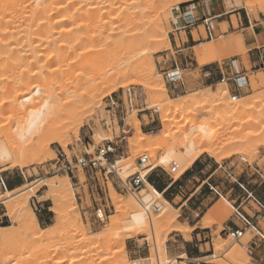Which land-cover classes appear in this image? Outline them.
<instances>
[{"label": "rangeland", "instance_id": "rangeland-1", "mask_svg": "<svg viewBox=\"0 0 264 264\" xmlns=\"http://www.w3.org/2000/svg\"><path fill=\"white\" fill-rule=\"evenodd\" d=\"M46 1L48 2V4H45V6H42V4L40 6V4H38L35 0L34 1L13 0L14 4L12 0L11 1L7 0L4 3V5L5 4L6 5L5 6L3 5V7L5 8L2 7L3 8L2 11L4 12L1 15L2 16L1 19L2 20L5 19V21L4 20H3L4 22L1 21L3 31L2 33H0L1 34L0 40L2 41V45H0V48H2L0 49V53H1L0 70L2 69L0 71V75H1L0 80H2L0 81L1 84L8 80L9 81L12 80L11 78L21 79V76L22 79L25 78V80H27L32 76H33L32 78L35 79V77L41 73L40 77L38 76L37 78H42V76L43 78L53 77V79L54 77L57 78L58 76L59 77L61 76L63 78H69L70 80L72 78L75 80V81L71 80L73 85L74 82L75 84L82 83L81 81L84 82L85 79L89 78L90 76L91 77H93L94 75H95L94 77H96V75L98 76V74L101 73L105 68L106 64L104 63V59H105L104 55L106 54V52L108 53V51H110L108 47H106V45H103V47H99L101 48L99 49L98 46L94 47L93 44H90L88 45L89 47L86 46L83 49L84 53L82 51H81L82 53L80 52V55L83 54L84 56V54H86L89 51L88 52L89 54L87 53L85 55V56L88 55L86 58L85 56L84 57L82 56L83 58L81 59L80 58L81 56L79 55L78 57L73 59L74 61L68 60L62 62L56 61L57 60L56 58L55 60L51 59L50 52L53 49L51 50V48H48L47 45H44L43 46L44 48L42 47V49L44 50L38 49L37 52V50L35 49V51H33L34 53H32V55H34V59L33 58L30 59L29 55L31 54L26 52L27 49L29 48L28 47L29 43H32L33 41H38L39 39L46 41L50 39L49 37H51L46 32V26L50 21L49 18H51V20H54L57 16L62 15V13L64 14V12L65 15L69 14V16L70 15L73 16L76 12L79 13L81 11L79 13L80 17L76 15L77 13L73 16V19H75L73 24L75 25L76 28H80V29L82 28V30L78 29L80 33L85 30L83 32L84 34L87 33L91 35L92 34L91 32L93 31V34L91 36L96 37L98 33L95 32H97V30H100L101 25H103V24L98 25L99 22L101 20L102 22L104 20H107L108 14L106 13V11L109 13V11L106 8H104L105 10L103 9L104 6L103 4L100 3V0H97V2L96 1L89 2L90 5L87 6L90 7L87 8H86V4L88 2L85 3L83 0L80 1L77 0V2L76 0L75 2L74 0H44V2ZM78 2L80 3L78 4ZM98 2L103 7L100 6V8H98L99 7ZM92 3H96L98 4V6ZM192 4H196L195 13L197 14V18L199 20V28L194 29L192 32L193 39L189 31L185 33L184 30L181 31L178 30L179 28L182 27L183 24H182V18H180L179 15H176L178 14V12L176 11L177 7L179 6L188 7L189 5ZM39 7L40 9L43 8L45 12L43 13L40 12L38 9ZM74 8L76 10H74ZM246 8L247 7L245 0H192L189 2L172 4L171 8L169 7L167 9L166 14H167V18L169 19L165 20L166 17H164L163 23L161 24V26L163 25L162 26L163 31H165L164 32L165 37L161 39L162 41L159 42L157 41L152 45L145 44L144 46V44L142 45L141 43L139 45L140 47H138L139 50L138 52L150 55L155 70V76L153 80L155 83L162 81L165 84V89H166L165 93L170 99H172V101H176L178 97L180 98V97L188 96V94L191 95L193 93H197L198 91L200 92L202 91V93L207 94L208 89H212L214 93H217L222 90L221 88H223L222 90L223 92H225L226 90H227L226 92H228L227 93L228 96L226 95L227 100L229 99L228 101L231 104L235 105L242 101L244 102L249 101L254 96L264 92V71L253 73L254 71L253 62L256 59L255 58L256 55L254 56L251 53V50L255 48V45L248 44V38H250L251 36V30L243 31V26H241V22H243V20L246 17L251 18L253 23H264V9L260 8L257 5L252 9L251 12V9L247 8L248 9L247 10ZM86 9H89L90 11ZM34 11L37 12L35 13ZM98 11L103 13V15H101V13H99ZM40 13L43 15H41ZM169 14H171L172 17ZM99 17H101V20H99L100 19ZM205 19L210 20L209 23L212 25L215 31L216 37L213 40L208 38V35L206 33V28L204 23ZM86 20L87 22L89 20L88 22L89 25H85L87 24ZM10 22L14 26L12 30H9L7 27L9 26L8 23ZM46 22L47 24H45ZM43 23L45 26H43ZM94 23L97 24L98 26L97 25L95 26ZM4 24L6 27L3 26ZM40 24L42 27L45 28V30L40 26ZM82 24L85 27L84 29ZM35 25H37V28L35 27ZM93 26H95L98 29H96ZM23 27H25L27 31ZM22 29L24 30L22 31ZM93 29L95 30V32ZM17 30L19 31V33L20 32L21 33L19 34ZM35 30L36 31L38 30L39 32L38 31L36 32ZM13 31L14 32L16 31L17 34H15L16 32L14 33ZM24 31H26L27 33H24ZM36 33L39 34L36 35ZM26 34L29 37H27ZM13 36H16V38ZM239 37L244 38L242 42L243 44L239 43V41L236 40V38ZM2 38L5 39L2 40ZM29 38L30 40L28 41ZM164 39L169 41L170 47H167L168 42L165 41ZM23 40L26 42H24ZM7 44L9 45V47ZM239 44H241V46ZM21 45L25 47L27 46L28 48L26 47L27 48L26 49L23 47L24 48L23 50ZM2 46L6 47V49L4 48V50H6L5 52ZM21 48L23 52L21 51ZM92 48H94L92 51L95 50L96 54L91 51ZM8 49L10 50L12 49L11 50L12 53ZM98 49L100 50V52ZM13 51L17 52V55ZM20 51L23 53V56L28 55L29 57L28 60L26 58L27 56L23 57ZM6 54L9 55V57ZM39 54L40 56L43 57V58L39 57V59L41 60H37V58H35V56H38ZM95 55H98L97 58ZM21 56L23 57L24 60L21 58ZM3 57L6 62H4ZM5 57L8 58L5 59ZM15 58L16 60L14 61ZM25 58L27 62L29 61L28 63L27 62L23 63L25 61ZM49 58L50 61H48ZM7 60L9 61V63L11 62V64H9ZM33 61L35 62L36 65L33 64ZM69 61H71L72 63ZM14 62L16 64H14ZM51 62L53 64H51ZM175 62L179 64V67L183 74L184 81L183 84H177L171 86L166 83V78L164 73L172 70L175 65ZM53 65L54 67L56 66V68L58 69L57 71L53 67ZM30 66L32 67L31 69L33 70L30 69ZM50 66L51 68H49ZM234 67H236L238 71L240 70V68H244L250 74V86L242 90L241 99L238 102H232L231 100V97L234 94V90L231 89V86L229 85L227 86L226 84H225L226 86L224 84L221 85V77H222L221 72L223 73L224 76H229L228 73L232 74L230 68H234ZM24 68L27 69L24 70ZM208 68L209 69L212 68V70H210L211 71L210 74H206ZM28 69L29 71L31 70V72L27 73L26 70ZM43 69L45 70L48 69V71L50 69L51 72L48 71L45 72V70ZM59 72H61L62 74ZM66 72L67 74L65 75ZM23 73H25L26 76L28 74V77L25 76L23 78L24 75ZM30 74L31 76L29 77ZM4 77L5 80L3 81ZM6 78L9 79L6 80ZM139 78L140 77L138 76H131L126 80V83L128 82L127 84L124 83L122 85L117 86L114 89L111 86L105 87L104 90H102L95 98V102H93L92 104L94 108H92L91 106V109L90 108L88 110L86 109L85 112L82 111L83 113L81 112L79 116H76L78 117L77 122H73L76 124V126L75 128L73 127L75 124H73L72 126L75 130H73L72 128V130H70L68 133L69 135L66 134L65 136L66 140H68L66 146L63 145L62 143L60 144L59 142H55L53 140L54 136L52 134L47 136V139H45L44 145L47 144L45 145V147L43 146L41 147L38 145L39 148L35 146L34 148L32 144L34 142L20 143L19 140L17 139V136L16 135L13 136L14 133L16 134V130H14L16 128L15 124L17 126L18 125L17 123L19 122V120H21V118H19L18 113L11 112L10 109H7L8 113L0 112L1 113L0 141L4 140L7 144V148L10 151L15 149L16 150L22 149L24 151L26 150V152L28 153V156L26 155L25 158L27 164H24L23 166H16V165L14 166L13 161L0 163V177H3L4 180L6 181L5 176H7L8 180L14 182V187L10 191L25 189L26 192H24L23 196L32 194V192L28 189H30V187L32 186L36 187L35 189L36 192L34 195L31 196L28 204L29 207L32 209V211L35 213L40 226L46 232L49 231L50 227L55 226L56 224V218H55L56 213L54 211L56 209L55 207L56 193L52 189L54 185L51 182H56V181L58 182L59 180L62 181L66 177L67 179H69L70 182L69 186L71 189V193L77 205V215L82 220L85 232L87 236L90 237V239L103 241L106 238H109L111 233L115 229V232L116 231L118 232L116 233V235L120 233L119 236L122 239L125 238V242H126L125 246L127 248V256L125 257V260L127 261V264H132V262L135 260L137 261L139 260L140 261L139 264H159L157 260V253H155L156 247L154 246L156 245L154 243L155 242V239L153 238L154 236L153 234L148 236L149 235L148 232L150 231L151 233L152 232L151 230L147 232L148 235H146V233L140 235L132 234L133 235L132 237H129L126 232L127 227L125 226L126 225L125 223L127 220L126 218H129L128 216L129 214H127L129 207L125 205L128 204V201L130 199L142 200L145 196L143 193L135 197L125 191H122L118 187L119 185L117 179L112 176L106 178L104 174H100V173L98 174L95 173L91 175L87 171H83L81 168H79L78 171L74 170L73 175L72 174L67 175L66 173L60 171V169L62 168L61 166L66 164L68 160L73 161V163L75 164L77 157H81L84 155L87 156L85 153L86 150L84 146L87 143L91 145L90 151L94 153L96 149L94 150L93 147L97 148L98 146L103 145L105 138H108L109 140H114L115 143L119 142L118 136L121 134V131L117 125V122L115 121L113 124V128H110V126L112 127L111 119L113 114L112 109H114V107L110 103L109 98L110 96H114L115 94L121 93L124 89L134 88V91L136 92V98L134 100V109L141 110L143 108L144 109L148 108L150 111L149 112L138 111L136 113L133 112L132 114H131V110L129 111V113L133 116L130 115L128 116L130 120L129 119L127 120L128 123L126 127L128 131L126 135L127 140L123 141V144L121 146V152L117 158L118 160H122V161L125 160V162L123 161L119 165L123 164L122 166H124L125 164V166H127L130 170L132 171L135 170L133 171V173L140 172L139 159L144 155H148L149 163L158 167L161 178L164 179L169 178L167 177L166 173H164L163 169L169 172L174 179L180 178V176L184 172L183 169L178 170L177 172L172 174V169L161 166L159 164L158 159L159 157H161V155L165 153L166 150L165 148H160L158 150H154V149L142 150L139 147H134L131 143V141L137 137V125H139L141 131L146 134H152V135L163 134L164 131V124L162 122V113L156 109V107L159 106V104L157 101L156 102L154 101L153 103L152 101L153 99H149L151 98L149 91L144 88L143 83L141 84L142 80ZM70 80H68V82ZM75 84L74 86L77 85ZM218 86H220L221 88L220 87L218 88ZM217 89L220 91H218ZM60 94L61 93H59L58 95ZM75 95L79 97L78 96L79 93L78 95L77 94ZM75 95L69 97V99L72 100L71 102L68 99L67 102L69 104L66 101H63L67 103L66 107H64L61 111H59L60 112L59 118L60 117L62 118L59 119L61 121V123L59 121L60 123L59 126L61 127L58 126L59 127L58 129L61 132L64 128L62 133H64L65 131V124L66 125L68 124L67 127L69 126V123L66 122H71L72 118L73 120L76 119V117H74L73 115L74 114L73 108L76 105L73 103V100L75 101L76 98ZM150 100L152 101V103H150L151 102ZM119 108L120 109L124 108V104L122 102H120ZM222 111H223V107L215 103V104H209L208 106L206 105L204 108L202 109L200 108L195 112L189 114L186 113L183 116H179V119H182V121L179 122L177 126L171 128L172 137L169 140L168 144L170 146H173L177 142V140L181 138V132H180L182 131L181 129L185 130L189 128L191 125L200 124V122L201 123L210 122L211 124H213L217 129V134H219V136L222 137L223 136L222 126L224 124L221 120V115L223 113ZM76 127H78V134L75 133V131L77 130ZM234 129L235 128L233 127L228 129L226 131L227 135H225L226 138L223 137L225 139L221 140V142L219 143L221 146V147L219 146L220 148L218 147L217 149L218 155L221 153L219 155L220 157L218 156L219 158L217 156H212L210 154L202 155L208 161L214 163V170H212L210 173H207L205 180H207L208 177L213 173L215 174L209 180H207L203 189H201L200 193L195 195L193 199L188 203V205L181 211L176 210L179 204H182L180 200L177 201L178 205L175 204L174 207L168 205V208H170V210H169V215L165 217V220L167 221L176 218L174 224L172 223V226L170 225L171 228L166 221L164 222L162 221V223H160L161 214L158 215V213L151 211V215L154 218L153 220H155L156 223L155 226H157L155 227V232L156 235L158 236V241L160 240L159 241L160 243L165 244L166 255L170 259L174 257H178L180 255V252L182 250L184 251V249L186 248L185 245H182L181 240H191L190 236L193 234L194 231L192 225H195L198 231H202L205 233V239L204 237H202L201 240L198 242L199 245L198 250L201 251V258L198 261H191L190 258L177 259L179 264H198V263L237 264V262L238 264L240 263L244 264L245 262L247 264H264V261L258 262L256 259L250 256L248 252V247L250 245V242L256 235L255 232L249 231L246 233L244 237H242L239 240L233 239L228 234V232L230 231L229 228L232 227V222L241 224L239 218L235 214L236 212L233 206L236 207L238 204H241L242 202L245 203L244 205L250 202L251 203L250 205L254 206L252 199L250 200L248 199V194L246 193L245 190L251 192L254 188L258 187L259 185H261L260 188L264 187V131H261L260 129L256 130L257 129L256 125L251 128H246L239 131L238 130L236 131ZM252 132H253V136H252ZM36 141H38V138L35 139V143L37 144ZM222 146L224 147V149ZM61 154L64 155V158L60 156ZM65 159H66L65 161L66 163L64 162ZM225 168L227 169V171H224ZM216 170L217 172H215ZM52 179L53 180L55 179L56 181L55 180L52 181ZM210 186L216 188L223 197L213 195V196H209V198L206 197L202 198L204 190H209ZM235 186L239 187L240 192L237 189H234V191L230 192L232 187ZM54 188L56 190L55 186ZM147 189H149V187ZM112 190H114L115 193L117 194L116 195L118 197L117 201L120 200L121 204L124 205V208L127 207V211H126L127 215L122 212L125 211L126 209H122V211L118 209L117 207L118 204L115 202L116 200L113 199V196L115 195L112 194L114 193V191ZM5 192L6 189L0 187V199H2L4 196L6 197ZM253 196L256 199L260 200L261 202H264V190H262L260 193L259 192L254 193ZM53 197L55 198V200ZM236 199L237 201L233 202V200ZM155 200H157V202L163 205L161 199H155ZM13 201L15 200H9L8 203L11 204V202ZM218 203L221 204V211H219L218 214H213V209ZM7 206L8 204H5L4 202L0 201V226L1 227L13 226L11 231L15 233L10 238V241L6 242L7 244H5V247L2 248V244L0 242V264H6L7 262H8L7 264H58L56 262L59 261V257L67 254H69V256L67 255L69 262L74 258L75 260L77 259L76 261L78 264H85L86 261H84V257H85L86 249L81 248L83 246L80 244L78 245V243L76 242L77 240L73 236L74 233L71 232L72 228L70 226H72L71 225L72 222L71 221L69 222V219H66L65 223H63V225H61V227L54 234L47 237L45 240L44 239L42 240L41 238L37 239L32 234L25 233L24 231L20 230L21 224L16 219L18 216H22V215H24L22 217H28L30 215V212H28L29 210L26 208L24 210L20 209L18 213H20L21 210L23 211L19 215H16L17 214L15 211L16 209L14 208L11 210V207H7ZM68 206L69 205L66 206V204H64L63 207L61 208V214L64 215L65 218H68L67 215L70 214L69 213L70 211H68L70 208ZM101 209L105 213V217H106L104 222H101L98 219V211ZM245 210L248 212L247 208H245ZM156 220L159 221L157 222ZM115 222L117 223L118 226L117 225L113 226V223ZM189 223L191 224V226ZM111 227H112V231L110 229ZM260 227L264 231V223H262ZM1 233L4 234L5 232L3 233L0 230V235ZM187 233L188 235L186 236ZM176 234H178L181 237H175L176 240L173 239L171 240V237H174ZM33 238H35V240ZM228 244L229 247L231 248H227ZM122 245L123 244L120 242L119 244H116V247L119 248L120 246L121 248ZM215 247L219 249L221 248V250L217 251ZM229 249L232 251V253ZM82 252L84 253L82 254ZM57 253H59V255ZM232 254L233 255L236 254L237 257L233 256ZM146 258L147 259L152 258L153 260L152 259H151L152 261L144 260ZM68 260L63 264H68ZM160 264H165V262L163 263L162 256L160 257Z\"/></svg>", "mask_w": 264, "mask_h": 264}, {"label": "bare ground", "instance_id": "bare-ground-1", "mask_svg": "<svg viewBox=\"0 0 264 264\" xmlns=\"http://www.w3.org/2000/svg\"><path fill=\"white\" fill-rule=\"evenodd\" d=\"M6 1L7 0H0V33H2V31H3L1 21L2 22L5 21V19H3L4 21L1 19V17H2L1 15L4 12V11H2V9L5 8V7H3V5ZM35 1L38 4H40V6H41V4H42V6H45V4H48V2L47 1L44 2V0H35ZM78 1H80V0H78ZM83 1L85 3L88 2L86 4V8L90 7V6H87V5H90L89 2H91V1L97 2V0H83ZM83 1H81V2H83ZM189 1H192V0H100V3L103 4L104 7L102 5H100L98 2V4H99L98 8H100V6H102L103 9L106 8L109 11V13L106 11V13L108 14L107 20H104L103 22L101 20V17H99L100 18L99 20H101V21L99 22L98 25H100V24H103V25H101V28L99 27L100 30H97V32H95V30L93 29L95 33H98L96 35V37L91 36L93 34V31L91 32L92 33L91 35L87 34L86 32H85L86 34H84L83 32L85 30L81 33L78 31V29H80V28H76L75 25L73 24V22L75 20V19H73V16L77 12L75 13L73 11L75 13L73 16H71V15L69 16V14L65 15V12H64V14L62 13V15L57 16L56 18L53 17V18H55L54 20H51V18H49L50 19L49 23L48 24H47V22L45 23V24H47L46 32L49 36H51V37H49L50 38L49 40L45 41V40L39 39L38 41H33L32 43H29V45H28L29 48L26 46L28 49L25 46L21 45L22 48L24 47L27 49V51H26L27 53L31 54V55H29L30 59L31 58L34 59V55H32V53H34L33 51H35V49L37 50V52H38V49L44 50V49H42V47L44 45H47L48 48H51V50L53 49L50 52V55H51L50 58L53 60H55V58H56L57 59L56 61H60V62L75 59L76 57H78L80 55V52L81 51L83 52V49L86 46L89 47L88 45H90V44H93L94 47L98 46V48L103 47V45H106V47H108V49L110 50V51H108V53L106 52V54L104 55V57H105L104 63L106 64V66L103 69V71L98 74V76L97 75H96V77H94L95 75L93 77L90 76L89 78L85 79L84 82L81 81L82 83H78V84L76 83L77 85L75 84V82L72 85V81H75L74 79L71 78V80H72L71 81L69 78H63L61 76L60 77L58 76L57 78L54 77V79H53V77L52 78H48V77L43 78V76H42V78H37L38 76L40 77L41 73L38 76H36L35 79L32 78L33 76L30 77L32 74L31 73L29 75L30 78H28V79L26 78L27 80H25L24 77L26 75H25V73H23L24 79H22V76L20 75L21 79L11 78L12 80H10V81L8 80L2 84L0 83V112L5 113V112H7V109H10L11 112H17L19 115V118H21V120H19V122L17 123L18 125L16 126V124H15L16 128L15 129L13 128L14 130H16V134L14 133V135L13 134L12 135L13 136L16 135L17 139L19 140L20 143L21 142L22 143L34 142V143H32L33 147L34 146L38 147V145L41 147L42 146L45 147V145H47V144L44 145L45 139H47V136L52 134L54 136L53 140L55 142H59L60 144L62 143L63 145L66 146L68 140H66L65 136H66V134L69 133L70 130H72L73 127L75 128L76 124L73 122H77L78 117H76V116H79V114L82 111L85 112L86 109L87 110L89 108L91 109L93 102H95V98L97 97V95L102 90H104L105 87L111 86L114 89L117 86L126 83V80L128 78H130L131 76L140 77L139 79L142 80L141 84L143 83L144 88L149 91V94L151 96V98H149V99H153L152 100L153 103H154V101L158 102L159 106H157V107L155 106V107L157 110H159L162 113V122L164 124L163 134H154V135L143 133L141 131L139 125H137V137L134 140H132L131 143L134 147H139L142 150H150V149L158 150L160 148H165L166 149L165 153L163 155H161V157H159L158 162L161 166L172 169V172H174V173L177 172L178 170H182V169L185 172L203 154H210L212 156L218 157L221 154L220 153L218 155V152H217V149L220 146L219 143L221 142V140L226 138L225 137V135H227L226 131L232 127L235 128L234 130L239 131V130H243L246 128H251V127L256 125V128H257L256 130L260 129L261 131H264V92L254 96L249 101H246V102L242 101V102L234 105V104H231L228 101L229 99L227 100V98H226L228 96V94H227L228 92H226L227 90L225 91V89H224L225 92H223L222 91L223 88L218 86V88L220 87L222 90L221 91L218 89L217 90L220 92H223V93H220V92L214 93V91L212 89H208L207 94L202 93V91L201 92L198 91L197 93H193L191 95L188 94V96H184V97H180V98L178 97L179 99L177 98L176 101H172V99H170L165 93L166 92L165 84L162 81H160L158 83L154 82L153 79L155 76V70H154V66L152 63V59L150 58L149 54H143V53L138 52L139 51L138 47H140L139 45L141 43H142V45L144 44V46H145V44L152 45L153 43H156L157 41L158 42L162 41L161 39H163L165 37L164 36L165 31H163V27H162L163 25L161 26V24L163 23L164 17H166L165 20L169 19V18H167V14H166L167 9L169 7L171 8L172 4L181 3V2H189ZM12 2H13V0H12ZM74 2H75V0H74ZM76 2H77V0H76ZM245 2H246V7L251 9V12H252V9L257 5L260 8L264 9V0H245ZM79 3L80 2H78V4ZM13 4H14V2H13ZM92 4H96V3H92ZM98 4H96V5L98 6ZM9 5H7V6H9ZM73 5H72V7H73ZM93 7H96V6H93ZM179 7L176 8V6H175L176 11ZM75 8H77V7H75ZM75 8H74V10H76ZM38 9L42 13L45 12L43 8L40 9V7H39ZM86 10H89V9H86ZM51 11H53V10H51ZM34 12L36 13L37 11H34ZM79 13H77L76 15L79 16ZM99 13H101V12H99ZM168 13H169V11H168ZM71 14H73V13H71ZM41 15H43V14H41ZM101 15H103V13H101ZM169 15L171 16V14H169ZM176 15H178V14H176ZM84 16H85V14H84ZM94 16H92V17H94ZM82 17H83V15H82ZM103 19H104V17H103ZM8 22H9V20H8ZM86 22H87V20H86ZM88 22H89V20H88ZM88 22H87V24H85V23H83V24L89 25ZM10 23H8V24H9V26L10 25L11 26L10 27L7 26V27L9 30H12V28H14V26L12 25V23L11 24ZM96 25L97 24H95V26ZM3 26H5V24ZM31 26H32V24H31ZM40 26H41V24H40ZM43 26H45L44 23H43ZM95 26H93V27H95ZM35 27L37 28V25H35ZM23 28L26 30L25 27H23ZM42 28H44V27H42ZM84 28L85 27L83 25V29ZM86 28H88V27H86ZM16 29H17V27H16ZM24 29H22V31ZM96 29H98V28H96ZM44 30H45V28H44ZM80 30H82V28ZM26 31H24V33H27ZM42 31H41V33H42ZM18 33H19V31H18ZM15 34H17V32ZM32 34H33V32H32ZM38 34L39 33H36V35H38ZM21 35H23V34H21ZM41 35H43V34H41ZM26 36L29 37L27 34H26ZM13 37L16 38V36H13ZM27 37H26V39H27ZM38 38H40V37H38ZM43 38H44V36H43ZM4 39L2 38V40H4ZM243 39L244 38H242V37L236 38V40H238L239 43H242ZM11 40H12V37H11ZM29 40H30V38L28 39V41ZM164 40L168 42L167 47H170L169 41L166 39H164ZM24 42H26V41H24ZM0 45H2L1 40H0ZM239 45L241 46V44H239ZM8 47H9V45H8ZM4 48L6 49V47H3V50H4ZM22 48H21V51H22ZM24 48H23V50H24ZM0 49H2V48H0ZM87 49H89V48H87ZM93 49L94 48H92L91 51ZM99 49H101V48H99ZM3 50H2V53H3ZM8 50H10V49H8ZM11 50H10V52L12 53ZM5 51L6 50H4V52ZM21 51H20V53L23 52V51L22 52ZM85 52H87V51H85ZM92 52L95 53V50ZM99 52H100V50H99ZM14 53L17 55V52H14ZM24 53H25V51H24ZM86 54H84V56ZM101 55H103V54H101ZM7 56L9 57V55H7ZM22 56H23V53H22ZM22 56H21L22 59L24 56L25 57L27 56L26 57L27 60L29 58L28 55H24L23 57ZM80 56H81L80 57L81 59L84 57L83 54ZM87 56H85V58ZM95 56L97 58L98 55H95ZM8 57H5V59ZM12 57H13V55H12ZM39 57H42V56H40V54L38 56H35V58H37V60H41V59H39ZM99 57H100V55H99ZM18 58H19V56H18ZM26 58H25V61L23 63L27 62ZM50 58L48 61H50ZM3 60H4V57H3ZM15 60H16V58L14 59V61ZM83 60H85V59H83ZM56 61H55V63H56ZM4 62H6V61L4 60ZM7 62L9 63L8 60H7ZM44 62H45V60H44ZM52 62H54V61H52ZM52 62H51V64H53ZM69 62H71V61H69ZM75 62H76V60H75ZM16 63H17V61H16ZM16 63L14 62V64H16ZM47 63H49V62H47ZM9 64H11V62ZM26 64H24V65H26ZM33 64H35L34 61H33ZM85 64H86V62H85ZM53 67H54V65H53ZM31 68L32 67L30 66V69ZM49 68H51V66ZM54 68L56 69V71L58 70L56 68V66ZM25 69H27V68H24V70ZM63 69H64V67H63ZM31 70H33V69H31ZM31 70L29 71V69H28V70H26V72L29 73V72H31ZM43 70H45V69H43ZM59 70H61V69H59ZM46 71H48V69L45 70V72ZM38 72H39V70H38ZM45 72H44V75H45ZM48 72H51L50 69ZM59 73H61V72H59ZM42 74H43V72H42ZM66 74H67V72L65 73V75ZM12 75H14V74H12ZM33 75H34V73H33ZM68 75H69V73H68ZM26 77H28V74ZM7 79H9V78H6V80ZM4 80H5V77H4L3 81ZM68 80H70V81L68 82ZM0 81H2V80H0ZM78 81H80V80H78ZM74 84L76 86H74ZM222 84L225 85L226 83H221V85ZM217 90H215V91H217ZM59 93H61V94L58 95ZM78 93H79V95H78ZM75 94H77L80 98L77 97ZM72 95L73 96L75 95V97H76L75 101L73 100V103L76 104L73 108L74 114L72 113L74 115V117H76V119H74L76 121H74L73 118L71 119V122L65 121L66 123H69V126L67 127L68 124L67 125L65 124V131H64V133H62L64 128L61 132L58 129L59 127H61V126H59V124L61 123V121L59 119L62 118V117L59 118V113H60L59 111H61L64 107H66V104L68 103L67 101H68L69 97H72ZM59 96H61V97H59ZM72 99H74V98H72ZM69 100L72 102L71 99H69ZM76 100L77 101L79 100V101L77 102ZM63 101H66L67 103H65ZM152 101L150 103H152ZM236 102H238V101H236ZM215 103L223 107V111H222L223 113L221 115V120L224 123L222 126V128H223V133H222L223 136L222 137L219 136V134H217V129L215 128V126L213 124H211L210 122H202V123L200 122V124L191 125L189 128H187L185 130L181 129L182 130V131H180L181 132V138L179 140H177V142L173 146H170L168 144L169 140L172 137V135H171L172 129L171 128L174 126H177V124L182 121V119H179V116H183L186 113L189 114V113L195 112L200 108L201 109L204 108L206 105L208 106L209 104H215ZM92 108H94V107L92 106ZM70 110H72V109H70ZM136 112H138V111L134 110V113H136ZM61 114H62V112H61ZM130 116H133V115H130ZM17 119H16V121H17ZM59 121H60V123H59ZM73 124H75V125L73 126ZM78 127H76V129H77L75 131L76 134H78ZM56 128L58 129V131ZM74 128H73V130H75ZM8 134H10V133H8ZM6 135H7V133H6ZM252 136H253V132H252ZM223 137H225V138H223ZM14 138H16V137H14ZM36 138H38V141H36L37 144L35 143ZM227 140H229V139H227ZM236 140H238V139H236ZM46 143H47V141H46ZM225 144H226V142H225ZM171 145H172V143H171ZM221 145H223V144H221ZM46 148H47V146H46ZM223 149H224V147H223ZM31 151H33V150H31ZM221 152H222V150H221ZM26 155L28 156V153L26 152V150L24 151L22 149H20V150L15 149V150L10 151L7 148L6 142L4 140L0 141V163L13 161L14 166L15 165L16 166H23L24 164H27V161H25ZM123 161L125 162V160H123ZM123 161L119 160L117 163V170L119 171L121 176L125 179V178L131 177L134 174H136V172L133 173V171H135V170H133V171L130 170L127 166H125V164H124L125 167L122 166L123 164L119 165ZM132 169H134V168H132ZM176 177H178V176H176ZM54 180L52 179V181H54ZM51 183L56 187V190H55L54 186L52 188L54 190V192L56 193V195L54 194L56 197V206H55L56 209L54 210L56 213V217H55L56 218V224H55V226L50 227L49 231H47V232L42 229V227L40 226V224L38 222V219H37L35 213L32 211V209L29 207V204H28L29 199L36 192L35 191L36 187L32 186V187H30V189H28L32 192V194H30V195L23 196L24 192H26V190L22 189V190H14V191L6 190V192H5L6 197L1 196L3 198L0 199V201L4 202L5 204H8L7 207H11V210L15 208L16 209L15 211L17 213L16 215H19L25 208L29 210L28 212H30V215L28 217H22V216H24V215H22V216H18L16 218L17 221L21 224L20 230L24 231L25 233L32 234L37 239L41 238L42 240L43 239L45 240L47 237L54 234L61 227V225H63V223H65L66 219H69V222L70 221L72 222V224H71L72 226H70L72 228L71 232L74 233L73 236L77 240V241L76 240L75 241L78 243V245L80 244L83 246L81 248L86 249L85 257L83 256L84 261H86L85 264H127V261L125 260V257L127 256V248L125 246V244H126L125 238L122 239L119 236L120 233L118 235H116V233H118V232L117 231L115 232V229L113 227L114 231L112 233H114V234H112L110 232L111 235L109 238H106L103 241L90 239V237H88L86 232H85L82 220L77 215V205H76L74 198H73V195L71 193V189L69 186L70 185L69 179H67L65 177L62 181L59 180L58 182L56 181V182H51ZM145 183H146V185H145V187H146L147 181ZM49 186H48V188H49ZM148 187H149L148 190H143V191L141 190V192L145 195L142 200L130 199L128 201V204L126 203L127 205H125V206L129 207L128 213L126 212L127 207L124 208V205L121 204V201L120 200H119L120 202L117 201V199H118V197L116 196L117 194L115 193L114 190H112V191H114V193H112V194L115 195V196H113V199L116 200L115 202L118 204V206H117L118 209L121 211H122V209H126L125 211H122V212L125 214L126 213L129 214L128 215L129 218H126L127 220L125 223L126 224L125 226L127 227V229H126L127 235L129 237H132L133 236L132 234H134V235L139 234L140 235V234L146 233V235H148L147 232L149 230H151L152 232L150 233V231H149L148 236H150L151 234H153V236H154V237L153 236L152 237L155 239L154 243L156 246H154V247H156L155 253H157V260H158L159 264H160V257L161 256L163 257V263L165 262V264H175V263L179 264L177 261L178 258H171L170 259L169 257H167L166 250H165V244L160 243L159 242L160 240L158 241V236L156 235V232H155V227H157V226H155V224H156L155 220H153L154 218L151 215V209H153L155 204H159L162 207V211L160 213H158V215L161 214L160 215V220H161L160 223H162V221L163 222L166 221L165 217L167 215H169L168 203L165 201L163 196L154 187H152L151 185H148ZM115 197H117V198H115ZM155 199H161L163 202V205L160 204L159 202H157V200H155ZM9 200H15V201H13V202H11V204H9L8 203ZM54 200H55V198H54ZM64 204H66V206L69 205L68 207L70 208L68 210V211H70L69 212L70 214H68V212H67L68 218H65L64 215L61 214V208L63 207ZM20 209H23V210H21V212L18 213V211H20ZM175 219L176 218H173L172 220H167L166 222H167V224H169V226L170 225L172 226V223L174 224ZM118 221H120V220H118ZM116 225H117L116 222L113 223V226H116ZM122 225H124V224H122ZM158 226H159V224H158ZM171 226H170V228H171ZM12 228H13V226H7V227H1L0 226V230L3 233L5 232L4 234L1 233V235H0V242L2 244V248L5 247V244H7L6 242L10 241V238L14 235L15 232L13 233L11 231ZM121 228H122V226H121ZM179 228H177V229H179ZM110 229L112 231V227ZM187 235H188V233L186 234V236ZM33 239L35 240V238H33ZM120 242L123 245L121 248H120V246H119V248H117L116 244H119ZM227 248H231V247H229V244L227 245ZM215 249L217 251L221 250V248L219 249L216 247H215ZM233 252H235V251H233ZM83 253L84 252H82V254ZM231 253H232V251H231ZM57 254L59 255V253H57ZM67 255L69 256V254H67ZM67 255L59 257V261L56 263L63 264L65 262H67V260H68ZM233 256H236V254ZM180 258L184 259V258H186V256L183 255ZM70 259H72V258H70ZM151 259L152 258H149L148 260H151ZM76 260L74 258L70 262L68 260V264H78ZM235 260H233V261H235ZM239 262H240V260H239ZM216 263H218V262H216ZM237 264H238V262H237Z\"/></svg>", "mask_w": 264, "mask_h": 264}, {"label": "built area", "instance_id": "built-area-1", "mask_svg": "<svg viewBox=\"0 0 264 264\" xmlns=\"http://www.w3.org/2000/svg\"><path fill=\"white\" fill-rule=\"evenodd\" d=\"M196 11V4L189 5L188 7H182L180 6L177 9L178 15L180 18H182V27L178 30H184V32H188L192 34L194 29L199 28V20L197 18ZM209 19H205V28L206 33L208 35V38L214 39L216 37L215 31L212 27V25L209 23ZM264 71V54H260V61L257 64H254V71L253 73ZM166 78V83L168 85H177V84H183V74L182 71L179 69L178 64L175 62V65L172 70L164 73ZM229 76H224L222 74L221 77V83H226L227 85L231 86V89L234 90V94L231 97L232 102L239 101L241 99V92L243 89L248 88L250 86V74L245 72H236L232 74H228ZM136 98V92L134 91V88H128L124 89L121 93L115 94L114 96H110L109 100L110 103L113 105L114 109L112 114V127L113 124L116 121L117 125L121 131V134L118 136L119 142L115 143L114 140H109L108 138H105L103 145L98 146L97 148L93 147L95 150L94 153L90 151L91 145L87 143L85 146L86 155L87 156H81L76 158V163L74 164L73 161H69L66 163V159L64 162L62 168L60 171L66 173L67 175L74 174V170H79L81 168L83 171H87L89 174H104L106 178H109V176H112L117 179L118 187L133 196H138L141 193V190L146 185V181H148L149 176L156 170L158 167L152 165L149 163V156L144 155L142 156L139 161V168L140 172H137L131 177L123 178L119 171L117 170V163H118V156L121 152V146L123 144V141L127 140V120L128 116L131 115L134 110V100ZM122 102L124 104V108H119V104ZM131 110V114L129 111ZM137 111H147L150 110L148 108H143L141 110ZM62 158H64V155H60ZM221 168V166H220ZM224 171H227L225 168ZM174 173V172H172ZM210 190L214 193H216L219 197H221L220 192L214 188L213 186H210ZM248 199H252V202L254 206L256 207V213L254 217H249L243 212L237 211V216L242 221L244 227L242 228H236L231 229L228 234L230 237H232L235 240H239L242 237L246 235L247 232L252 231L255 232V237H260L264 241V234L259 229L258 224L262 221H264V203L260 200L256 199L253 194L248 193ZM151 211H154L156 213H160L162 211V207L159 204H155L153 209ZM98 219L101 222H104L106 217L103 210L98 211ZM253 240V239H252ZM254 247L256 245L254 244ZM254 247H251L249 245L248 252L250 256H254L255 251ZM140 261L135 260L132 262V264H139Z\"/></svg>", "mask_w": 264, "mask_h": 264}, {"label": "crops", "instance_id": "crops-1", "mask_svg": "<svg viewBox=\"0 0 264 264\" xmlns=\"http://www.w3.org/2000/svg\"><path fill=\"white\" fill-rule=\"evenodd\" d=\"M241 26H243V31L251 30V36L250 38H248V44L255 45V48L251 50V53L254 56L256 55L255 57L256 59L254 60L253 64H257L260 61V54H264V23H253L251 18L246 17L243 20V22H241ZM190 35L192 36V39H193V35L192 34ZM178 67H179V64H178ZM210 70H212V68L210 69L208 68V70L206 71V74H210L211 73ZM230 71L232 73H236V72H245L246 70L244 68H240V70L238 71L237 68L234 67V68H230ZM221 74L223 73L221 72ZM212 170H214V163H212L211 161H208L204 156L199 157L196 160V162L180 176L179 179H174L173 176L164 169H163L164 173H166L167 177L169 178L168 179L161 178L159 174V170L156 169L149 176L148 181H147V186L144 187L142 191L148 190L147 189L148 185H151L163 196V198L168 203V205L174 207L175 204L178 205L177 201L180 200L182 204H179L176 210L181 211L188 205V203L193 199L195 195L200 193L201 189H203L207 180H209L215 174L213 173L212 175L208 177L207 180H205L207 173H210ZM215 172H217V170ZM5 178H6V181L4 180L3 177H0V180H1L0 187L6 190L13 189L14 182H12L11 180H8L7 176H5ZM260 187L261 185H259L258 187L254 189L252 188L253 190L251 192H249L248 190H245V191L247 194L251 193L254 195V193H257V192L260 193L262 190H264V187L263 188H260ZM234 189H237L240 192L239 187H236V186L232 187L230 192L234 191ZM213 195L218 196L216 193L212 192L210 189L204 190L202 198L204 197L209 198V196H213ZM221 197L223 196L221 195ZM236 201L237 199L233 200V202H236ZM244 204L245 203L242 202L241 204H238L236 207L233 206L236 212L235 214L237 215V211H240V212L245 213L251 218L254 217L256 213V208L254 206H251L250 202L247 203L246 205ZM245 208L248 209V212L245 210ZM219 211H221L220 203H218L213 209V214H218ZM239 221L241 222V224L232 222V227L229 228V230L236 229L238 227L239 228L244 227L240 218H239ZM262 223H264V221L260 222L258 224V227L264 234L263 229L260 227ZM192 227L194 231H193V234L190 236L191 240H181L182 245H185L186 248L184 249V251L182 250L180 252V255L178 257H174V258L182 259L180 257L183 255H185L186 258H190L191 261H198L201 258V251L198 250L199 249L198 242L201 240L202 237H204L205 239V233L202 231H198L195 225H192ZM175 237H181V236L176 234L174 237H171V240L172 239L176 240ZM254 244L256 245V247H254ZM250 245L251 247L255 248L254 249L255 254L252 257L256 259L258 262H263L264 261V241L261 238L254 237L253 240L250 242ZM144 260H148V259L146 258Z\"/></svg>", "mask_w": 264, "mask_h": 264}]
</instances>
